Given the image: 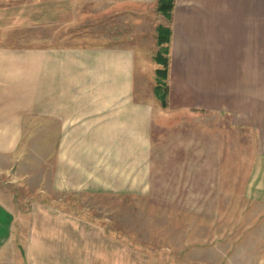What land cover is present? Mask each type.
Returning <instances> with one entry per match:
<instances>
[{
	"label": "crops",
	"instance_id": "crops-1",
	"mask_svg": "<svg viewBox=\"0 0 264 264\" xmlns=\"http://www.w3.org/2000/svg\"><path fill=\"white\" fill-rule=\"evenodd\" d=\"M14 1L0 0V169L26 185V153L37 149L49 173L28 204L7 191L11 179L0 184V264H150L78 198L151 191V130L168 115L212 114L224 149L215 191H238L239 163L264 164V0H169L167 16L158 0H33L32 11ZM158 27L167 29L163 106L148 90L159 65L145 55ZM233 132L245 134L244 158Z\"/></svg>",
	"mask_w": 264,
	"mask_h": 264
},
{
	"label": "rangeland",
	"instance_id": "rangeland-1",
	"mask_svg": "<svg viewBox=\"0 0 264 264\" xmlns=\"http://www.w3.org/2000/svg\"><path fill=\"white\" fill-rule=\"evenodd\" d=\"M14 2L15 7L26 3L29 10L35 8L33 0ZM125 21L127 25L131 24V20ZM127 30L139 32L140 29ZM29 31L27 36L35 39L36 29ZM146 32L150 30H142V33ZM149 36L145 35V38ZM85 38L93 44L104 41L101 36ZM151 50L146 48L145 55L152 58L155 54L165 55L162 43L155 44V51ZM158 65L160 68L161 64ZM163 79L155 74L148 90L156 83L163 84ZM167 117H171L167 127L151 130V161L155 169L151 191L142 196H110L106 200L80 196L78 205L86 204L89 216L119 224L112 230L119 231L127 241L141 248L150 264H264V164L256 160L252 165L239 163L238 191H215L217 165L214 161L224 149L219 147L216 139L212 114L188 112ZM231 135L232 142L238 145L235 155L244 158L245 134L233 132ZM36 141L34 138V143ZM35 151L37 149H30L26 153L25 167L29 178L26 185L12 180V169L8 176L0 169V184L5 189L7 179H11L6 189L21 204H28L38 197L31 196L30 192L42 191L44 181L38 179L49 173L47 165L35 161L38 157ZM15 160L13 165L17 169ZM4 164H0V168L5 167ZM252 167L253 182L250 181ZM246 174L247 181L243 179ZM198 176L203 179L200 188ZM248 182L254 186H250V191H246Z\"/></svg>",
	"mask_w": 264,
	"mask_h": 264
},
{
	"label": "trees",
	"instance_id": "trees-1",
	"mask_svg": "<svg viewBox=\"0 0 264 264\" xmlns=\"http://www.w3.org/2000/svg\"><path fill=\"white\" fill-rule=\"evenodd\" d=\"M169 8V0H158L157 10L161 12L164 16H167ZM167 29L164 27L157 28L156 40L158 44L163 43L166 40ZM155 62L161 64V67L156 69L155 74L158 77L164 78L165 70H166V58L161 57L160 54H155L154 56ZM153 92L155 97L158 99L159 103L164 105V95H165V85L164 83H156L153 87Z\"/></svg>",
	"mask_w": 264,
	"mask_h": 264
}]
</instances>
